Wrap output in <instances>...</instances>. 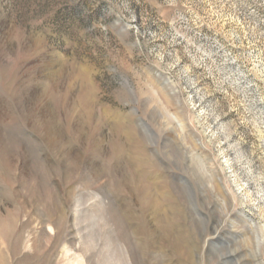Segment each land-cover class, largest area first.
I'll return each mask as SVG.
<instances>
[{"label": "rangeland", "instance_id": "rangeland-1", "mask_svg": "<svg viewBox=\"0 0 264 264\" xmlns=\"http://www.w3.org/2000/svg\"><path fill=\"white\" fill-rule=\"evenodd\" d=\"M0 264H264V0H0Z\"/></svg>", "mask_w": 264, "mask_h": 264}, {"label": "water", "instance_id": "water-1", "mask_svg": "<svg viewBox=\"0 0 264 264\" xmlns=\"http://www.w3.org/2000/svg\"><path fill=\"white\" fill-rule=\"evenodd\" d=\"M220 223H221V218H218L217 221H216V223H215V228H216V226H218V224H220Z\"/></svg>", "mask_w": 264, "mask_h": 264}]
</instances>
